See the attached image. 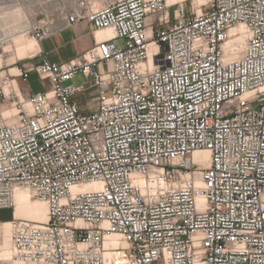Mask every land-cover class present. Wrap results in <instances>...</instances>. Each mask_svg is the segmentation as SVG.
<instances>
[{
	"label": "built area",
	"instance_id": "2783aa9c",
	"mask_svg": "<svg viewBox=\"0 0 264 264\" xmlns=\"http://www.w3.org/2000/svg\"><path fill=\"white\" fill-rule=\"evenodd\" d=\"M91 4L25 25L38 41L57 17L112 30L77 56L17 68L46 90L0 79V209L17 187L47 208L46 221L9 219L13 258L264 264V0ZM77 74L94 89L84 105L86 82L64 85ZM85 184L96 186L72 190Z\"/></svg>",
	"mask_w": 264,
	"mask_h": 264
},
{
	"label": "rangeland",
	"instance_id": "374dc122",
	"mask_svg": "<svg viewBox=\"0 0 264 264\" xmlns=\"http://www.w3.org/2000/svg\"><path fill=\"white\" fill-rule=\"evenodd\" d=\"M89 1L90 2L92 1L91 5H93L94 7H97L100 5V3H97V4L95 3L96 5L94 4V2H96V1L99 2L100 0H89ZM168 1L170 4H173L174 2H179L181 0H168ZM38 2L40 3V6L38 5ZM15 3H16V1L7 0V4L1 6V8L3 10H1V8H0V19H1L0 20V29L1 30H2V28L4 29V31L2 30L3 32L1 30H0V32L3 35H6V37H8L7 34L10 37L0 47V59H1L0 60V79L4 78L6 76H10L11 78L12 77L16 78L18 83H19V86L23 92H24V90L25 91H27V90L28 91L46 90L49 87V82L43 81L44 85H42L41 82L37 79L35 73H31L29 75L27 81H24V80H22L16 76H12L10 73H16L18 71L17 70L18 67H21L27 63H36L42 57H48L49 58V51L51 54V49H50V47L48 49H46V46L48 44H50L51 39L55 38L56 35H50V36L43 38L39 41L37 40L38 42L37 41L34 42L33 47L31 49H28L26 51V54H24L22 56H19L17 54V51L15 50V46L12 42L11 36L15 35V33L18 32V30L20 31V33L22 32L24 34V27H25L24 25L29 24L28 18L30 19L32 17L34 19H40L43 17V14L59 13V11H61V8H63L64 6H67V4L71 3V0H25L23 3H20V4H18V2L16 4ZM185 3L186 2H184V4ZM11 4L13 6H10ZM153 18L154 17H150L151 22L153 21ZM17 24H19V25H17ZM20 24H22V25H20ZM5 26H7V27H5ZM12 33H14V34H12ZM24 37L28 40H31V38H32V36L28 35V34L27 35L24 34ZM9 44H10V49H6V46ZM54 51L55 50L53 49V52ZM14 67H15V70L11 71V69ZM88 79H89V76L77 74L73 79L64 82V85H67V84L77 85L79 83L87 81ZM76 100L78 102L80 101L82 105H84V103H85V100H83V99H76ZM39 203H43L46 205L45 202L38 200L37 198L32 196L31 200L29 202H24V203L20 204L21 206H19L18 210L21 214H19V212H18V214H19L18 216H16L14 214L15 210L18 208V207L16 208V206H13L9 209H0V220H9L13 216L15 218L23 217V218H29V219L34 220L33 214L31 211H33L37 207V205H39ZM15 205H16V200H15ZM45 205L41 206L38 209L40 211L42 210V212H44V214L46 216L47 215V208L45 207ZM8 260H12V259H8ZM7 262H4L3 264H11V261H7Z\"/></svg>",
	"mask_w": 264,
	"mask_h": 264
},
{
	"label": "bare ground",
	"instance_id": "6f19581e",
	"mask_svg": "<svg viewBox=\"0 0 264 264\" xmlns=\"http://www.w3.org/2000/svg\"><path fill=\"white\" fill-rule=\"evenodd\" d=\"M10 1H16V3L18 2V4L23 3L25 0H10ZM79 0H71L70 5L76 4L78 3ZM105 0H100L99 2H94V4L96 3H100L102 4ZM92 2V1H91ZM13 3V2H12ZM15 3V4H16ZM7 4V0H0V8L3 5ZM95 4V5H96ZM38 5L40 6V3L38 2ZM42 5V4H41ZM10 6H13L12 4ZM1 10H3L1 8ZM34 18H28V22L32 23L34 22L33 20ZM1 20V19H0ZM6 22V21H5ZM18 22V21H17ZM16 23V22H15ZM19 23V22H18ZM3 25V24H2ZM1 25V26H2ZM15 25V24H14ZM19 25V24H17ZM22 25V24H20ZM25 26V25H24ZM4 27V26H3ZM7 27V26H5ZM9 28V27H8ZM23 28V27H22ZM1 30V29H0ZM2 30L4 31V29L2 28ZM1 30V31H2ZM6 30V29H5ZM15 30V29H14ZM2 31V32H3ZM15 33V32H14ZM12 33V34H14ZM112 33L111 28L107 27V28H101L97 30V36L99 38H102L104 36H108ZM25 35H27L26 33H24ZM24 34L18 30V32L15 33V35L11 36L12 37V42L15 46V50L17 51V54L19 56H22L24 54H26V51L28 49H31L34 45V42H36L37 40H35L34 38H31V40H28L24 37ZM3 34L0 32V36H2ZM11 35V34H10ZM7 36H9L7 34ZM2 37H6V35H3ZM38 42V41H37ZM6 49H10V44L6 46ZM1 60V59H0ZM15 67L11 69V71H14ZM18 70V69H17ZM18 72V71H17ZM10 73L12 76H17L18 73ZM193 160L198 161L201 160L203 161V164H207V160L209 157V152L207 150H195L192 154ZM96 184H85V185H77V186H73L72 190L76 191V190H85L87 188H92L95 187ZM13 195L14 198L16 200V210L14 212V214L16 216H18L19 214H21L19 212V206H21V203L24 202H29L31 200V190L27 189V188H22V187H17L14 189L13 191ZM40 200V199H38ZM43 201V200H41ZM44 202V201H43ZM27 204V203H26ZM45 204L43 203H39V205H37V207L31 211L33 214V218L35 221H46L47 220V215L45 216L44 212H42V210L40 211L38 208H40L41 206H43ZM36 206V205H35ZM46 207V205H45ZM22 208V207H21ZM24 209V208H23ZM19 212V214H18ZM22 212V211H21ZM30 213V212H29ZM112 240V239H111ZM110 240V241H111ZM114 241V240H113ZM11 247H10V220H0V256L2 257V259L4 258V260L7 261H11V264H19L14 258H13V254H11ZM12 255V256H11ZM8 259H12V260H8Z\"/></svg>",
	"mask_w": 264,
	"mask_h": 264
},
{
	"label": "crops",
	"instance_id": "0c3cea01",
	"mask_svg": "<svg viewBox=\"0 0 264 264\" xmlns=\"http://www.w3.org/2000/svg\"><path fill=\"white\" fill-rule=\"evenodd\" d=\"M56 25L59 29L52 34L56 35V37L51 39L50 44L46 46V49L49 47L51 49V54L49 51V59L52 61L59 62L77 56L91 47L95 43V40L100 39L96 34L97 30L93 29L86 21L65 26L64 20L61 17H57ZM53 49L55 50L54 52ZM85 82L87 89L77 92L75 95L76 99L86 100L94 95V89L90 86L88 80Z\"/></svg>",
	"mask_w": 264,
	"mask_h": 264
}]
</instances>
